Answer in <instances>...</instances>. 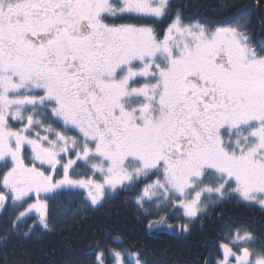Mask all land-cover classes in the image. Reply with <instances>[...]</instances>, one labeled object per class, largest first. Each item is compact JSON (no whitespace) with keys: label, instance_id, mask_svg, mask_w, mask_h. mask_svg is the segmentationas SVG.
I'll use <instances>...</instances> for the list:
<instances>
[{"label":"snow or ice","instance_id":"1","mask_svg":"<svg viewBox=\"0 0 264 264\" xmlns=\"http://www.w3.org/2000/svg\"><path fill=\"white\" fill-rule=\"evenodd\" d=\"M225 7L238 14L213 26L175 0H0V246L121 198L150 233L185 237L229 203L264 214V45L244 11L264 30V0ZM203 248L197 264H264L249 224ZM85 255L160 264L120 233Z\"/></svg>","mask_w":264,"mask_h":264},{"label":"trees","instance_id":"2","mask_svg":"<svg viewBox=\"0 0 264 264\" xmlns=\"http://www.w3.org/2000/svg\"><path fill=\"white\" fill-rule=\"evenodd\" d=\"M183 7L187 19H199L209 25L224 23L238 14V9L225 7L229 3L251 4L252 0H175ZM253 17L254 41L264 45V30L258 20L260 10L246 8ZM127 194H121L123 197ZM68 197H59L56 205L68 204ZM31 202V201H29ZM27 205L25 204L24 207ZM53 214L57 208L50 204ZM15 210V214L18 211ZM163 215V213H161ZM15 218L10 208L3 213L2 219L10 222ZM34 219V217H33ZM150 219H158L157 216ZM171 216L169 222L176 223ZM32 220H28L31 224ZM225 223L249 224L258 234L264 232V214L235 203H229L214 210L211 219H206L203 227L197 222L190 236H178L161 227L154 232L148 230V219L138 221L135 210L124 204L123 199L105 203L98 211L89 210L76 220L57 222L54 232L45 233L40 238L11 239L6 246H0V264H78L89 257L85 255L93 243V237L107 238L120 233L130 243H137L146 249L149 260H159L160 264H197V257L205 254V240H212L220 234Z\"/></svg>","mask_w":264,"mask_h":264},{"label":"rangeland","instance_id":"3","mask_svg":"<svg viewBox=\"0 0 264 264\" xmlns=\"http://www.w3.org/2000/svg\"><path fill=\"white\" fill-rule=\"evenodd\" d=\"M83 197H80V199H82ZM34 199V197H33ZM32 202V201H31ZM79 201L78 200H69L68 201V207H69V210L71 211V209H74L77 207ZM27 207V206H26ZM90 207V206H89ZM91 208V207H90ZM32 216L35 218L34 214H32ZM177 223V221H175ZM171 223V222H169ZM176 223H172V224H176ZM156 227H161V228H164L165 230H167V226L166 225H157ZM168 231V230H167Z\"/></svg>","mask_w":264,"mask_h":264}]
</instances>
